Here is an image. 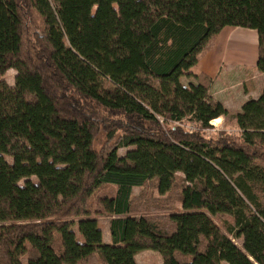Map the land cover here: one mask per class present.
Wrapping results in <instances>:
<instances>
[{"label": "trees", "instance_id": "1", "mask_svg": "<svg viewBox=\"0 0 264 264\" xmlns=\"http://www.w3.org/2000/svg\"><path fill=\"white\" fill-rule=\"evenodd\" d=\"M226 27L264 73V0H0V264H264V90L181 83Z\"/></svg>", "mask_w": 264, "mask_h": 264}, {"label": "rangeland", "instance_id": "2", "mask_svg": "<svg viewBox=\"0 0 264 264\" xmlns=\"http://www.w3.org/2000/svg\"><path fill=\"white\" fill-rule=\"evenodd\" d=\"M95 12H96V7L93 9V13ZM233 51H234L233 48H230L229 54L227 55V60H225V58L223 59V61L225 62L220 68L221 70L219 74L223 73V77L225 78V80L223 82H220L217 85V87L214 89L216 95L219 98L224 99L226 104L230 107V111L228 110L230 116L222 117L221 118L222 121L218 123L217 122L212 123L213 129L207 130L206 133V135L208 136H214L216 135L215 133H218L222 130L227 131L232 135H239V131L235 124L236 121L234 119V116H236L241 111L240 106L242 104V101L245 102L248 99L247 98L248 93L246 91H249V88H253L252 85H256L257 90H259L264 86V78L262 76H259L257 74V71L246 69L243 64L239 66L235 64L234 61L230 60L231 57L238 58L237 57L238 55L233 54ZM15 78H16V71L11 70L6 74L4 80L10 86H14ZM203 80L206 81V79ZM184 81H185L184 83H186V80ZM186 123L189 125V128L191 129L193 128L192 124H189V121H187ZM129 150L130 149L127 148L120 149L118 152L119 157H124ZM25 181L26 180H23L21 184H24ZM140 191H141L140 189H135L134 194L138 196L140 194ZM115 193H116V188L110 187L109 190H106L104 197H113ZM97 219L99 220L100 227L104 234V242L107 244H111L110 222L112 220V217L103 214L97 216ZM216 222L219 226L221 227L223 226L222 221L216 219ZM238 244L241 245V242H239ZM138 259L140 264H163V259L161 254L151 250L140 252ZM23 264H26V259H23ZM222 264H227V263H222Z\"/></svg>", "mask_w": 264, "mask_h": 264}, {"label": "crops", "instance_id": "3", "mask_svg": "<svg viewBox=\"0 0 264 264\" xmlns=\"http://www.w3.org/2000/svg\"><path fill=\"white\" fill-rule=\"evenodd\" d=\"M258 47V33L255 30L226 27L219 36L210 41L206 49L200 54L198 64L181 79V83L185 87H189L190 84L197 85V78H200L201 76L210 78L212 81L210 87L211 97L214 100L221 102L230 111V107L226 104L225 100L219 98L214 90L220 82L225 80L223 73L219 74L221 70L220 68L225 62L223 59L225 58V60H227L230 48H233V54L238 55V58L231 57L230 60L234 61L235 64L239 66L243 64L246 69L257 71V74L264 78V73H260L256 67L258 60ZM184 80H186V83H184ZM252 86L253 88H249V91H246L248 93V99L245 102L242 101L240 106L241 109L247 101L251 99L257 100L264 90V86L259 90H257L256 85ZM220 121H222L221 118H219V122ZM138 258L139 254L136 255V261L140 264Z\"/></svg>", "mask_w": 264, "mask_h": 264}]
</instances>
